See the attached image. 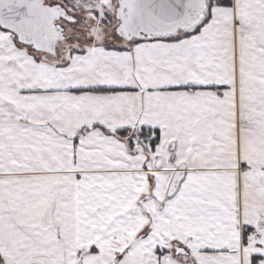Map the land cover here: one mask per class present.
Masks as SVG:
<instances>
[{
    "label": "snow or ice",
    "instance_id": "obj_1",
    "mask_svg": "<svg viewBox=\"0 0 264 264\" xmlns=\"http://www.w3.org/2000/svg\"><path fill=\"white\" fill-rule=\"evenodd\" d=\"M0 264H264V0H0Z\"/></svg>",
    "mask_w": 264,
    "mask_h": 264
}]
</instances>
